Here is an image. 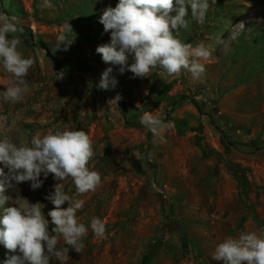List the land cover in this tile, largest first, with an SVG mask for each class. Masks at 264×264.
<instances>
[{
	"label": "rangeland",
	"instance_id": "rangeland-1",
	"mask_svg": "<svg viewBox=\"0 0 264 264\" xmlns=\"http://www.w3.org/2000/svg\"><path fill=\"white\" fill-rule=\"evenodd\" d=\"M118 2L50 0L45 8L43 0H0V13L23 28L19 50L34 59L24 98L0 99L7 117L0 139L19 144L57 129L90 136L89 167L101 184L78 195L71 177L62 181L66 194L84 201L76 215L89 229L64 264H222L212 259L218 243L264 229V0H209L203 24L189 14L188 27L174 34L212 52L199 79L160 68L141 79L103 62L96 48L110 43V32L100 17ZM108 67L117 84L102 90ZM11 79L0 67V93ZM117 94L122 99L109 102ZM145 111L171 127L154 138L139 122ZM40 179L38 189L28 181L7 194L11 203L44 205L50 220L45 197L60 181ZM93 217L104 222V238L93 233ZM10 255L0 244V264Z\"/></svg>",
	"mask_w": 264,
	"mask_h": 264
},
{
	"label": "clouds",
	"instance_id": "clouds-1",
	"mask_svg": "<svg viewBox=\"0 0 264 264\" xmlns=\"http://www.w3.org/2000/svg\"><path fill=\"white\" fill-rule=\"evenodd\" d=\"M51 6L50 0H43L42 7ZM209 8V0H119L115 7L105 8L100 17L104 31L110 32V43L98 46L96 52L106 64L119 66L121 74L127 70L143 79L160 68L170 77L187 71L193 79H199L206 70L203 62L210 59L212 52L204 43L194 46L174 33L188 27L189 14L203 24ZM66 27L71 30L70 24ZM22 32L17 17L0 13V67L12 77L10 86L0 93L6 103L20 102L28 91L25 78L34 59L26 58L19 50L22 41L18 33ZM59 39L63 41L64 37ZM112 71V67L103 71L98 88H115L117 80L111 76ZM121 99L117 94L109 102ZM0 122L6 123L7 117L0 116ZM139 122L154 138L171 127L149 111ZM94 154L92 140L83 130H49L19 144L0 139V244L12 253L6 264H64L70 248L78 253L82 250L89 229L79 222L76 213L84 201L66 194L62 181L71 177L78 195L95 191L101 184V174L89 167ZM41 174L45 179L52 174L60 181L45 197L53 205L47 213L50 220L43 212L44 205L26 199L11 203L14 199L7 194L9 189L28 181L33 190L40 188ZM66 202L67 207H63ZM90 227L95 236L105 237L106 226L100 218L93 217ZM60 237L64 247H58ZM212 259L222 264H264V229L226 237L216 245Z\"/></svg>",
	"mask_w": 264,
	"mask_h": 264
},
{
	"label": "trees",
	"instance_id": "trees-1",
	"mask_svg": "<svg viewBox=\"0 0 264 264\" xmlns=\"http://www.w3.org/2000/svg\"><path fill=\"white\" fill-rule=\"evenodd\" d=\"M191 102L199 110V107L196 105V103L194 101H191Z\"/></svg>",
	"mask_w": 264,
	"mask_h": 264
}]
</instances>
